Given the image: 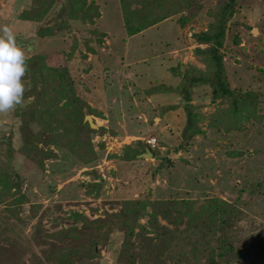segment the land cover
I'll use <instances>...</instances> for the list:
<instances>
[{
	"label": "rangeland",
	"instance_id": "obj_1",
	"mask_svg": "<svg viewBox=\"0 0 264 264\" xmlns=\"http://www.w3.org/2000/svg\"><path fill=\"white\" fill-rule=\"evenodd\" d=\"M87 1L98 5L99 17L93 25H73L93 50L87 52L79 42L80 50L66 67L76 97L92 110L95 126L104 129L101 136L96 133L91 138L98 158L91 165H81L68 151L53 145L38 144V149L51 153L45 159L27 150L19 115L30 108L33 96L0 113V140L10 141L9 145L0 142V174L15 178L19 186L10 189L6 180L0 179V191L3 186L10 191L0 202V264H46L43 242H53L48 234L75 228L83 232V219L115 223L127 210L125 200L145 190L150 203L175 201L181 205L179 201L189 200L195 202V210L206 199L224 201L238 211L226 230L227 237L236 250L251 252L232 264H264V0H238L222 50L230 88L262 96L255 117L242 120L238 129L230 121L226 130L217 104L209 101V89L195 88L192 101L201 116V132L177 151L185 113L182 108H166L178 105V97L145 90L158 84L176 87L179 79L171 71L174 67L182 71L189 64L204 69L194 50L205 46H197L192 34L206 30V12L214 10L219 0L205 3L198 17L182 27L165 20L135 37L125 35L119 0ZM40 2L43 0H0V25L11 28L26 59L42 55L47 64L55 65L63 53L70 52L71 39L37 33L55 25L52 16L62 1L54 0L45 18L37 22L21 18L32 4L39 6ZM94 30L104 33L102 43L96 42L98 34H89ZM22 80L27 91L31 82L25 75ZM151 138L156 140L158 158L140 157L142 153L129 159L137 141L146 144ZM19 196L24 201L15 208ZM10 201V212H6ZM146 211L153 212V208L146 207ZM147 221L144 217L138 223L146 225ZM157 221L171 228L161 215ZM125 228V223L113 227L98 247L100 256L84 258L82 264H118L116 253ZM184 228V224L178 225L174 235L176 251L183 244ZM81 240L75 245L82 244ZM54 245L60 246L57 241Z\"/></svg>",
	"mask_w": 264,
	"mask_h": 264
},
{
	"label": "trees",
	"instance_id": "obj_2",
	"mask_svg": "<svg viewBox=\"0 0 264 264\" xmlns=\"http://www.w3.org/2000/svg\"><path fill=\"white\" fill-rule=\"evenodd\" d=\"M54 0H43L39 6L32 4L28 11L21 14V18L37 22L45 18L48 9L52 7ZM58 10L52 16L55 22L53 27L41 28L38 35L54 37L58 34L71 39V48L68 54L63 53L60 62L55 65L47 64L42 55H35L26 59L27 70L25 77L31 82L30 87L24 92L23 100L33 98L30 108L20 112V131L24 146L34 155H41L44 159L50 157V152L38 149V144L53 145L58 149L68 151L81 165H91L97 158V152L93 149L92 135H102L104 129L98 127L92 129L84 121L85 116H94L92 110L81 103L75 95V84L70 78L66 64L71 60L74 52L82 42L87 52H92L89 40H82L73 23L81 26L93 25L94 19L99 17V7L87 0H61ZM210 0H119V8L122 16V25L127 37H135L145 30L157 24L171 20L178 27L184 26L192 18L198 17L202 7ZM238 0H219L214 10L209 9L208 25L205 31L192 34V39L197 46L194 54L204 64V69H197L186 65L182 71L172 68L171 71L178 77L176 87L164 84L155 85L147 89V93L174 94L178 97V105H170L166 109L175 110L182 108L185 113L184 126L180 131L181 143L177 150H182L193 136L201 131L198 126L200 115L195 112L193 104V90L198 87H207L210 91L209 101L217 104V113L224 120L222 126L228 130L227 125L233 122L234 129L240 127L242 120L247 117H255V110L262 96L257 92L240 91L230 88L224 66L225 36L228 24L237 9ZM45 3V4H44ZM201 9V10H200ZM200 10V11H199ZM50 20V19H49ZM48 21V20H47ZM98 34L102 43L104 33L94 30L89 33ZM81 40V41H80ZM94 43V42H93ZM238 44L237 40L234 41ZM80 50V48H79ZM178 70V71H177ZM21 104L17 105L20 106ZM216 127V125H212ZM6 145L10 141L0 140ZM133 147L129 159L136 157L148 149L152 158H158L156 148L141 141H137ZM103 149V144L98 143ZM128 157H126L127 159ZM0 179H5L10 189L19 188L15 178L0 174ZM1 185V184H0ZM2 186V185H1ZM93 186V185H92ZM0 191V202L9 197V187L3 186ZM90 194V191L87 192ZM145 190L136 198L129 197L124 203V214H121L117 222L85 221L84 230L66 229L48 234L46 237L53 242L44 241L47 246L42 256L46 264H82L84 258H96L100 256L98 247L105 242L108 233L116 225L122 229L123 242L120 251L116 253L118 264H232L242 261L251 255L250 250H236L227 237L226 230L237 219L238 211L224 201L218 199H206L195 210V202L192 201H157L150 203ZM17 206L21 207L24 201L22 196L15 199ZM13 201L6 204L5 211L10 212ZM146 207L153 208V212L147 213ZM176 213V214H175ZM19 219V216L11 214ZM161 215L168 225L162 226L157 221ZM147 217L146 225H141L138 220ZM20 220V219H19ZM22 222V221H21ZM184 224L183 244L173 248V241L178 225ZM135 229L137 230L135 233ZM95 232V233H93ZM153 235V236H151ZM214 238L211 240L209 237ZM84 239V240H81ZM65 240V242H64ZM81 240L82 244L75 245ZM57 241L60 246L54 245ZM212 241V243H211ZM187 247V249H185ZM203 247L202 253L200 248ZM264 248V247H263ZM166 257L162 259V256Z\"/></svg>",
	"mask_w": 264,
	"mask_h": 264
},
{
	"label": "clouds",
	"instance_id": "obj_3",
	"mask_svg": "<svg viewBox=\"0 0 264 264\" xmlns=\"http://www.w3.org/2000/svg\"><path fill=\"white\" fill-rule=\"evenodd\" d=\"M27 70L24 50L13 31L0 25V113L13 110L24 97L22 77Z\"/></svg>",
	"mask_w": 264,
	"mask_h": 264
},
{
	"label": "water",
	"instance_id": "obj_4",
	"mask_svg": "<svg viewBox=\"0 0 264 264\" xmlns=\"http://www.w3.org/2000/svg\"><path fill=\"white\" fill-rule=\"evenodd\" d=\"M84 121L88 123V125L90 126V128L92 129H96L97 127L95 126V124L93 123V120L91 118V116H85ZM140 157H144V158H148L151 159L152 158V154L148 149H145V152L140 155Z\"/></svg>",
	"mask_w": 264,
	"mask_h": 264
},
{
	"label": "built area",
	"instance_id": "obj_5",
	"mask_svg": "<svg viewBox=\"0 0 264 264\" xmlns=\"http://www.w3.org/2000/svg\"><path fill=\"white\" fill-rule=\"evenodd\" d=\"M155 141L156 140L154 138H151V139L146 140V144L151 147H155Z\"/></svg>",
	"mask_w": 264,
	"mask_h": 264
}]
</instances>
